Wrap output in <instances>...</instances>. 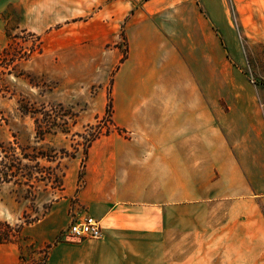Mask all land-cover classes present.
<instances>
[{"label":"crops","instance_id":"crops-1","mask_svg":"<svg viewBox=\"0 0 264 264\" xmlns=\"http://www.w3.org/2000/svg\"><path fill=\"white\" fill-rule=\"evenodd\" d=\"M214 27L234 49L226 0H147L127 15L129 52L112 85L124 132L92 143L82 179L81 159L68 162L64 196L44 217L68 212L73 197L76 213L101 221L102 237L63 240L44 264L264 257V111L252 90L227 94ZM0 247L14 264L16 244Z\"/></svg>","mask_w":264,"mask_h":264},{"label":"rangeland","instance_id":"rangeland-1","mask_svg":"<svg viewBox=\"0 0 264 264\" xmlns=\"http://www.w3.org/2000/svg\"><path fill=\"white\" fill-rule=\"evenodd\" d=\"M144 1L0 0V61L9 44L13 45L9 58L18 51H34L29 58L0 68V143L13 142L18 152L27 147L30 154H34V148L41 147L45 150L65 149L75 152V158L81 159V169L86 166V138L94 132L87 131V126L109 125L106 116L108 95L121 60L129 52L125 31L127 15ZM226 4L235 48H229L219 30L213 28L226 56L225 90L227 94L233 88L252 90L264 111V0H226ZM9 36L19 38H14L11 43ZM101 96H104L103 100ZM60 106L75 116L64 115ZM22 110H28V114H23ZM40 112L51 115L48 123L40 124L45 141L37 138L36 119L43 118ZM97 118H100L99 122ZM110 127L114 130L112 125ZM97 128L95 130L99 131L100 127ZM103 130L106 131V127ZM72 160L65 157L42 164L62 177ZM37 171L40 170H34ZM44 180L51 181L48 175ZM46 181L31 188L0 185V218L17 224L22 222L25 211L31 218L49 212L53 202L64 193L63 189H55ZM83 184L84 179L79 181L80 186ZM68 202L71 205L68 212L66 208H56L49 217H42L44 221L39 227H27L25 234L29 237L24 235L28 240L15 243L19 251L14 264H20L21 253L26 257L24 264H34L44 258L48 245H51L50 251L63 240H77L67 236V229L72 222L87 215L80 216L75 212L78 199L72 197ZM49 224L53 229L49 230ZM196 248H200V242H195ZM172 259L177 264L191 261L185 257ZM224 259V264H234V257ZM208 260L194 256L192 264H217V258L213 263ZM10 262L9 254L0 247V264ZM258 264H264V257L258 258Z\"/></svg>","mask_w":264,"mask_h":264},{"label":"trees","instance_id":"trees-1","mask_svg":"<svg viewBox=\"0 0 264 264\" xmlns=\"http://www.w3.org/2000/svg\"><path fill=\"white\" fill-rule=\"evenodd\" d=\"M147 1V0H145ZM18 39V36H9L11 43L14 41L13 39ZM10 43V42H9ZM13 47L12 44H9L7 48L3 51V55L0 61V68H8L10 65H13L16 61L21 59H27L31 56L34 51L27 52L26 50L21 53L18 51V54L9 58V51ZM22 45H20L21 49ZM23 55V56H22ZM127 58V55H124L121 62ZM7 61V62H5ZM1 71V70H0ZM60 109L64 111L63 106H60ZM23 114H28V110H22ZM43 115L42 119H36L37 131H38V140L45 141V132H42V128L40 124L43 122H47V119L50 118L49 112H40ZM66 113V114H65ZM113 113H114V106H113V96L112 91L109 92L108 95V103L106 109V116L108 117L109 125L105 124L103 127L100 126V123L97 125L90 124L87 126L88 130H93L92 134H89V138H86L87 145L85 147V159H88L89 148L92 143L99 139L104 135H109L111 132L116 131L118 133H123L124 130L115 126L113 122ZM58 115V114H57ZM64 115L72 117L75 114L71 111H64ZM59 116V115H58ZM57 116V120L59 117ZM104 119V118H103ZM97 121H100V118H97ZM56 125V124H55ZM110 125L114 127V130L111 129ZM57 126V125H56ZM100 127L99 131L95 130V128ZM104 127H106V131H104ZM41 129V130H40ZM98 129V128H97ZM50 133V132H49ZM65 157L75 158V152H67L65 149H54L51 148L50 150H45L41 148H34V154H30L28 152L27 147L21 148V151H17V147L14 145L13 142H1L0 143V185L5 184H12L14 186H27L28 188L33 187L36 183H45L44 177L51 179V181L47 180L46 182L51 183L53 188L63 189L65 188L64 185V178L65 172L62 174V177H58L53 171V168L43 166V162L54 163L63 159ZM59 159V160H58ZM32 164H34L32 166ZM36 168V169H35ZM39 169L40 171L34 172V170ZM84 169L85 165L80 171L81 179L84 176ZM52 171V173L50 172ZM39 176H36L38 175ZM48 213V212H47ZM47 213H44L41 217L36 216L35 218H31L27 211L23 214V220L21 223L13 224L6 220H2L0 218V245L3 244H10V243H20L22 240L27 241L28 238L24 237L23 231L24 228L28 225L34 224L45 217ZM32 246V245H31ZM51 245H48V250L45 252V256L40 262L34 264H44L48 258V251ZM26 261V257L24 253L20 255V264H24Z\"/></svg>","mask_w":264,"mask_h":264},{"label":"built area","instance_id":"built-area-1","mask_svg":"<svg viewBox=\"0 0 264 264\" xmlns=\"http://www.w3.org/2000/svg\"><path fill=\"white\" fill-rule=\"evenodd\" d=\"M102 234L103 227L101 221L91 215L72 222L67 229V236L77 240H96L100 239Z\"/></svg>","mask_w":264,"mask_h":264}]
</instances>
